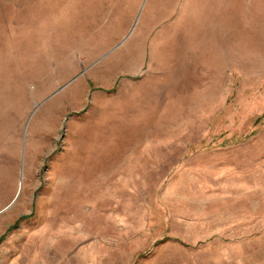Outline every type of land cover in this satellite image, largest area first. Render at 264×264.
I'll use <instances>...</instances> for the list:
<instances>
[{
	"label": "rangeland",
	"instance_id": "374dc122",
	"mask_svg": "<svg viewBox=\"0 0 264 264\" xmlns=\"http://www.w3.org/2000/svg\"><path fill=\"white\" fill-rule=\"evenodd\" d=\"M0 264H264V0H0Z\"/></svg>",
	"mask_w": 264,
	"mask_h": 264
}]
</instances>
